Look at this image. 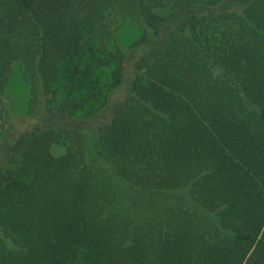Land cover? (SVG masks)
Returning <instances> with one entry per match:
<instances>
[{"label":"trees","instance_id":"1","mask_svg":"<svg viewBox=\"0 0 264 264\" xmlns=\"http://www.w3.org/2000/svg\"><path fill=\"white\" fill-rule=\"evenodd\" d=\"M0 102V264H264V0H0Z\"/></svg>","mask_w":264,"mask_h":264},{"label":"rangeland","instance_id":"2","mask_svg":"<svg viewBox=\"0 0 264 264\" xmlns=\"http://www.w3.org/2000/svg\"><path fill=\"white\" fill-rule=\"evenodd\" d=\"M156 11L158 13H165L166 9L156 8ZM117 25H118L117 37L118 40L123 45L130 44L140 34L139 27L131 19L127 17L119 16L117 18ZM28 96H29V87H28V83L22 76L21 65L19 63H14L8 78V83L3 97V103L4 104L8 103L9 106L12 108L13 112L19 115L25 112L26 110ZM5 121L6 119L4 120V124ZM127 197L130 198V200H132V203L134 204L136 211H138L139 213L159 211L161 210V207H163V206H158L157 205L158 203L154 202L151 197L148 198L144 194L136 193V195H132V196L131 194H128ZM168 197L170 198V194H166V195L164 194V200L162 201H166Z\"/></svg>","mask_w":264,"mask_h":264}]
</instances>
